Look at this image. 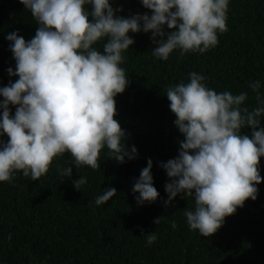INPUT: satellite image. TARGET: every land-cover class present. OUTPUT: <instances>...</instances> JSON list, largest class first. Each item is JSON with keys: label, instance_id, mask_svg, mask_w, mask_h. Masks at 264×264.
I'll list each match as a JSON object with an SVG mask.
<instances>
[{"label": "trees", "instance_id": "obj_1", "mask_svg": "<svg viewBox=\"0 0 264 264\" xmlns=\"http://www.w3.org/2000/svg\"><path fill=\"white\" fill-rule=\"evenodd\" d=\"M0 264H264V0H0Z\"/></svg>", "mask_w": 264, "mask_h": 264}]
</instances>
